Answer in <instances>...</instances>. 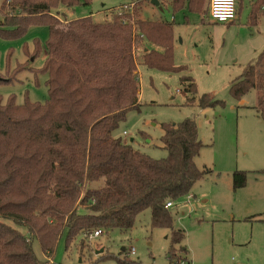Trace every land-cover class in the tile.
I'll return each instance as SVG.
<instances>
[{
  "label": "trees",
  "instance_id": "16d2710c",
  "mask_svg": "<svg viewBox=\"0 0 264 264\" xmlns=\"http://www.w3.org/2000/svg\"><path fill=\"white\" fill-rule=\"evenodd\" d=\"M90 1L82 0V5ZM131 1L141 6L150 0ZM205 2L170 4L175 13L184 8L195 13ZM79 5L80 0H2L0 37L19 38L33 25L48 28L44 65L32 70L47 76L48 98L44 104L21 106L13 98L5 104L0 100V264H48L62 237L68 248L77 238L81 246L84 236L98 230L127 233L146 210L151 227L171 230L169 264H190L182 255L184 233L173 230L166 204L188 196L211 173L194 162L203 147L195 122L162 125L160 142L167 155L161 160L114 135L127 113L139 110L136 50L142 48L139 64L147 69L185 71L173 64V24L142 20L138 6L128 11V5L104 23L91 17L62 21L52 13L59 6ZM249 8L248 24L255 26L264 0H252ZM28 66V61L19 65L0 84L11 82ZM180 85L190 96L186 105H192L194 80L181 76ZM251 91L260 95L252 109L264 123V50L228 90L236 101ZM247 174L233 172V191L245 187ZM254 221L264 223V217ZM33 241L44 261L35 257ZM122 253L116 264H139L129 259L126 249Z\"/></svg>",
  "mask_w": 264,
  "mask_h": 264
},
{
  "label": "rangeland",
  "instance_id": "374dc122",
  "mask_svg": "<svg viewBox=\"0 0 264 264\" xmlns=\"http://www.w3.org/2000/svg\"><path fill=\"white\" fill-rule=\"evenodd\" d=\"M150 1L137 5L139 17L173 24V64L185 67V71L175 74L147 69L139 64L142 48L136 50L139 110L128 112L114 135L151 159L161 160L167 155L160 142L162 125L193 120L203 146L195 165L211 173L198 181L188 196L168 208L173 230L184 233L182 255L190 264H264V223L254 221L257 216L244 207L231 180L233 172L252 171L248 169L264 159V123L252 109L260 95L251 91L236 101L228 92L230 83L264 50V10L256 25L250 26L252 0H239L236 20L220 24L209 16L208 0L195 13L186 8L173 12L171 0H158L159 6ZM1 5L2 0L0 21ZM125 5L128 11L137 8L131 0H91L86 6L80 0L79 6H59L52 13L62 21L91 17L95 23H104ZM47 40L48 28L44 25L28 27L19 38L0 37V79L12 76L27 61L29 65L11 82L0 84L2 104L10 98L19 106L47 101V76L32 71L44 65ZM181 76L195 82L197 94L192 105H186L190 96L180 85ZM211 101L218 103L204 107ZM150 217L149 210L143 212L127 233L113 230L96 238L84 236L82 247L81 238L67 248L62 237L48 264H116V258H122V248H133L134 255L128 257L139 264H169L171 230L151 227ZM20 231L24 233L22 228ZM32 249L38 260H45L36 241Z\"/></svg>",
  "mask_w": 264,
  "mask_h": 264
},
{
  "label": "crops",
  "instance_id": "0c3cea01",
  "mask_svg": "<svg viewBox=\"0 0 264 264\" xmlns=\"http://www.w3.org/2000/svg\"><path fill=\"white\" fill-rule=\"evenodd\" d=\"M248 170L252 171L247 174L246 185L237 192L240 193V198L245 202L244 207L251 210L255 214L254 216L264 215V173H262L264 172V159H262L261 164L258 163L257 167Z\"/></svg>",
  "mask_w": 264,
  "mask_h": 264
},
{
  "label": "built area",
  "instance_id": "2783aa9c",
  "mask_svg": "<svg viewBox=\"0 0 264 264\" xmlns=\"http://www.w3.org/2000/svg\"><path fill=\"white\" fill-rule=\"evenodd\" d=\"M238 0H208L207 11L210 18L215 23L226 24L232 23L237 18L236 5ZM172 203H167L166 208H171ZM102 235V231L98 230L90 235V238H96ZM128 256L134 255V249L127 250Z\"/></svg>",
  "mask_w": 264,
  "mask_h": 264
},
{
  "label": "water",
  "instance_id": "95a60500",
  "mask_svg": "<svg viewBox=\"0 0 264 264\" xmlns=\"http://www.w3.org/2000/svg\"><path fill=\"white\" fill-rule=\"evenodd\" d=\"M153 5H155V6H159V2L157 1V0H151L150 1ZM125 251V249L124 248H122L121 249V252H124ZM99 253H102V251H100Z\"/></svg>",
  "mask_w": 264,
  "mask_h": 264
}]
</instances>
